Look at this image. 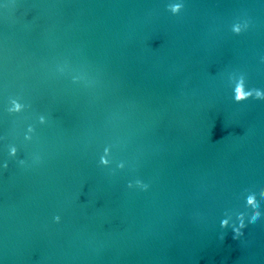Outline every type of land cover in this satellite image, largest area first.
Masks as SVG:
<instances>
[{"label": "water", "instance_id": "1", "mask_svg": "<svg viewBox=\"0 0 264 264\" xmlns=\"http://www.w3.org/2000/svg\"><path fill=\"white\" fill-rule=\"evenodd\" d=\"M237 87L264 91V0H0V264H264Z\"/></svg>", "mask_w": 264, "mask_h": 264}, {"label": "clouds", "instance_id": "2", "mask_svg": "<svg viewBox=\"0 0 264 264\" xmlns=\"http://www.w3.org/2000/svg\"><path fill=\"white\" fill-rule=\"evenodd\" d=\"M180 7H181V5L173 6L172 7V12L176 13L179 10ZM233 32L236 33V34H239L240 33V29L238 27L234 28ZM253 92L255 93L254 95H253ZM249 98H255L257 100H264V91H261L259 89H252V90H249V91H244L241 87H237L234 90V100H235V102L240 103L241 101L248 100ZM19 108H20V106L16 105L15 110L19 111ZM9 155L11 157H15L17 155V149L16 148H12V150L9 153ZM20 163L23 164L24 161L21 160ZM4 167L5 168L8 167L7 162H5ZM128 187L131 188V184H129ZM147 187L148 186L146 184L142 185L143 189H147ZM247 204L252 205L253 209H254L252 214H251V217L249 219V223H255L261 216V213L258 210L259 205L255 202L253 197H248ZM54 220L57 223H59L60 217L56 216V217H54ZM220 226H221V228H226L227 227V221L226 220H222ZM245 227H246V224L244 223L243 219L241 218L239 226L233 228V231L235 233L233 239H236L239 236H241L243 234L242 229H244Z\"/></svg>", "mask_w": 264, "mask_h": 264}]
</instances>
